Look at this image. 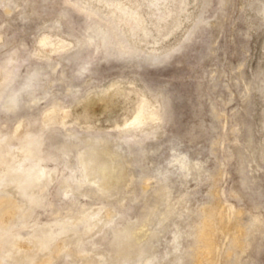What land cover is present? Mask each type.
Returning <instances> with one entry per match:
<instances>
[{"label":"rangeland","instance_id":"374dc122","mask_svg":"<svg viewBox=\"0 0 264 264\" xmlns=\"http://www.w3.org/2000/svg\"><path fill=\"white\" fill-rule=\"evenodd\" d=\"M160 3L0 0V87L8 69L13 88L32 69L42 74L14 110L5 108L11 88L2 93L11 165L23 162L20 139L43 132L52 158L83 165L76 187L62 182V165L25 193L0 184V224L16 233L0 240V264H184L186 251L185 264H264V0ZM92 28L117 29L105 49L131 54L96 51L80 71L73 55ZM118 133L139 143L126 136L118 148ZM183 155L187 174L169 165ZM32 193L41 204L31 206ZM211 209L207 260L198 233ZM58 221L41 244L40 229ZM188 228L194 238L183 237Z\"/></svg>","mask_w":264,"mask_h":264},{"label":"bare ground","instance_id":"6f19581e","mask_svg":"<svg viewBox=\"0 0 264 264\" xmlns=\"http://www.w3.org/2000/svg\"><path fill=\"white\" fill-rule=\"evenodd\" d=\"M161 1H163V3H165V1H167V0H150V3L152 5H154L153 7H157L159 4H161L160 3ZM113 4H114V2H113ZM11 8L12 7H10V6H6L5 11L6 12L13 11V10H11ZM21 13H23L22 19L24 20L27 17V14L24 11H21ZM158 13H159L158 15H162V14H164V11L161 9H158ZM113 27H115V26H113ZM92 30L93 31L91 32V34H89L87 41L85 43L81 42L80 46H79V50L76 51V53L73 55V57L76 60H78V61L82 60L83 61L82 64L80 65V67H81L79 69L80 71L84 70L86 68V63H87L88 57H90V55L96 51H101L103 54H105L106 57L107 56L121 57V56L126 55V54H131L130 50H127V49L124 50L123 49L121 51L119 50L118 52L114 51L115 53H112V55H110L108 53V50L105 49V47H107L108 45L114 44V39H115V36L117 35L116 34L117 29L115 30L112 28H108V29H104V30H99L98 28H94V29L92 28ZM41 41L46 44V42L48 41V37L45 36L44 38H42ZM166 56L167 55H165L163 58H161V60H164L166 58ZM153 59L158 60L159 57L153 56ZM0 68H2V67H0ZM2 74L3 75H2V83H1V87H0V100L3 97L2 93H4L3 92L4 89L8 88V87H9V89L11 88L10 92H12V93L8 96L7 103H5V108L10 109V110H14L17 108V106H18L17 100L21 96L22 92L24 90L32 87L35 83H38L41 80V76H42V74H40V72L38 70L32 69L31 71L28 72V80H27V83H25L24 87L13 88L12 87L13 86V78L11 77L12 71L8 69L5 71V73H2ZM47 93L48 92L45 91V94H47ZM36 100H37V98L33 97V99H31V102H33V101L36 102ZM167 115L168 114L165 115V113H164V116H162L163 118H166L165 121L168 120V118L166 117ZM143 119H144L143 115L139 114L129 124V126L130 127L138 126L142 123ZM19 122L21 124L22 121L20 120ZM30 131L31 130H27L25 132V134H28ZM35 136H37V137H35ZM35 136L30 137L29 135H26L25 139H23L24 136L20 139L19 144H18V150L24 155V158L22 160L23 162H18V164L16 166L11 165L12 164V163H10L11 158L7 157L10 154V151L7 148L8 142L6 141V138L5 137L0 138V161L4 164V169H3V171L0 172V184H2L4 181L6 182L7 180H9V182H11V183H16L17 186L19 187V189L25 193L28 191V189L32 190L35 186H37V184H40V183L44 184V183H47L48 181H50L52 178L51 177L52 174L55 172H58V170H60V168H59L60 165H62V169H65L68 171L67 172L68 175L65 178H63L62 182L68 183L69 185L75 184V187L78 183H81V181L83 180V178L81 177L83 165L81 164L80 160L76 163V165L75 164H69V162H67L68 158L64 157L66 155L65 153H60L59 156H57V158H52L50 153L47 152V150L50 148V145H49L48 140L45 138V132H43V134H39V135L36 133ZM126 136L131 138L130 139L131 142H134V143L138 142L139 143V138H137L134 135H131V134L123 135L121 133L120 134L118 133L117 135L114 136L116 139H120V140H118V148H121L122 146H124L123 145L124 140H125L124 138H126ZM101 138H103V137H101ZM46 144H47V146H45ZM48 145H49V147H48ZM126 147L127 148H125L126 149L125 152H130L131 146L128 145ZM12 153H11V156L13 159ZM172 160L173 161L169 162V165L170 166L171 165L177 166L178 171H180L181 174H183V173L187 174L188 170H190L189 165H188V161L186 160V156H184V155L179 156V157L172 159ZM46 161L53 162V166L51 168H46L45 164H44V162H46ZM195 167H196L195 169H197V167H198L197 163L195 164ZM107 172H109V170ZM158 172H159L158 174L161 173L160 171H158ZM76 173H77V175H76ZM75 175H76V177H75ZM105 176H106V174H105ZM168 176H169V174H167V178H166L167 180H168ZM197 180H200L199 174H198ZM65 189H66V187H65ZM27 194L28 193H26V195ZM27 197H28V201L30 202L31 206H33L35 204H41L40 198H38L33 193L28 195ZM215 211H216L215 209H211L210 211H208L206 213V215L204 216V219H203V221H204L203 225H202V227L198 233L199 239L204 243L203 257L207 260H210L213 257V252H214V248H215V243H214L215 221H214V218H215V214L217 213V212L215 213ZM2 222H4V221H2ZM11 225L12 224H9V226L8 225L5 226V225L0 224V240H5V238H7L9 236L16 235L15 232H11L10 229H8V227L10 228ZM53 227H55V228L51 229ZM62 228H63V225L59 221H58V223L51 224V226H48V227L44 226L43 228L40 229L39 233L37 234L36 239L39 242H41V244H47L53 238V236L55 235V232L59 231ZM191 229L192 228H188L186 230V232L184 233L183 237L191 236L194 238L193 231ZM238 231H239V233L241 232L240 229H238ZM238 231H237V233H238ZM201 232H203V233L201 234ZM174 238H177V236ZM14 239H15V237H14ZM191 239L189 238V240H191ZM235 244L237 246L236 242H235ZM174 249H178V246H174ZM7 255H8V253H7ZM9 256H10V254H9ZM187 256H188V252L186 251L180 256V258H179L180 262L185 264ZM150 263H151V259L145 260L140 264H150Z\"/></svg>","mask_w":264,"mask_h":264}]
</instances>
